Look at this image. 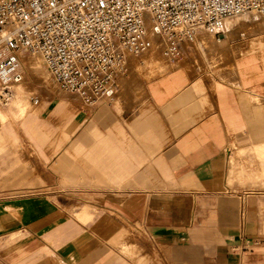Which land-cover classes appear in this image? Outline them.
I'll return each instance as SVG.
<instances>
[{"label": "crops", "instance_id": "0c3cea01", "mask_svg": "<svg viewBox=\"0 0 264 264\" xmlns=\"http://www.w3.org/2000/svg\"><path fill=\"white\" fill-rule=\"evenodd\" d=\"M234 65L231 84L181 59L75 116L62 99L53 113L75 137L60 152L61 180L108 185L6 194L0 264H264V64ZM128 225L146 243L125 237Z\"/></svg>", "mask_w": 264, "mask_h": 264}, {"label": "built area", "instance_id": "2783aa9c", "mask_svg": "<svg viewBox=\"0 0 264 264\" xmlns=\"http://www.w3.org/2000/svg\"><path fill=\"white\" fill-rule=\"evenodd\" d=\"M251 11L264 14V0H0V108L24 78L23 58H39L60 90L95 106L154 37L174 60L198 28L220 38L223 20Z\"/></svg>", "mask_w": 264, "mask_h": 264}, {"label": "rangeland", "instance_id": "374dc122", "mask_svg": "<svg viewBox=\"0 0 264 264\" xmlns=\"http://www.w3.org/2000/svg\"><path fill=\"white\" fill-rule=\"evenodd\" d=\"M253 15L260 18H255L256 21L250 20ZM224 38L223 42H218ZM185 46L189 50L186 52L187 54L184 53L177 59L169 60L163 56L164 44L162 40L158 39L154 41V48L150 52L128 57L130 69L127 75L129 78L126 79L128 76L119 77L116 81V91L126 81L134 80L149 84L161 78L163 74L175 70L174 66L181 59L196 64L198 67L201 66L200 68L205 74L212 72L213 77H219L216 76V71L225 76L231 74L233 78H220L227 83H234L236 77L239 76L234 65V58H239V62L248 64L246 67H252V64L258 62L264 64V14L248 12L229 19L225 22V29L220 38H214L202 31L197 37V46L195 43H185ZM222 54V58L218 60ZM22 62H24L25 70L23 83L12 88L14 96L10 105L0 110V114L3 115V122H0V199L6 197V194L12 196L44 192L57 194L60 191H75L79 186L93 189L97 186L108 185L92 180H61L60 152L63 146L74 139L75 134L68 133L71 130V128L68 129L71 122H68L62 114L53 113L54 108L62 99L67 101L68 108L73 111L71 113L73 116L83 114L82 110L89 108L76 95L60 90L47 72V75L38 76L30 72L28 65L34 63L39 67L41 65L44 69L40 60L28 57L23 58ZM259 81L263 86L264 80ZM261 89L260 93L264 95V88ZM33 98L38 99L36 105L33 104ZM28 110L29 113L22 116ZM33 111H37L34 112L36 114ZM30 115L31 117L35 115V118L28 121ZM83 122L84 119L81 118L78 126H81ZM69 151H65L66 157L69 159L77 162L81 158L79 153L75 156L68 155ZM86 156L89 155L86 154ZM48 172L58 180L47 181ZM18 181L20 183H16ZM70 200L71 198L64 200L58 198L60 204L68 203ZM136 227L138 230L128 225V231L123 230L124 236L132 237L134 242H137L135 237H138L144 239V243H146V234L138 225ZM160 250H162L161 247ZM151 251L155 253L154 249ZM162 253H164L163 250ZM140 255L133 256L134 261H139ZM164 255L168 257L167 254Z\"/></svg>", "mask_w": 264, "mask_h": 264}, {"label": "bare ground", "instance_id": "6f19581e", "mask_svg": "<svg viewBox=\"0 0 264 264\" xmlns=\"http://www.w3.org/2000/svg\"><path fill=\"white\" fill-rule=\"evenodd\" d=\"M251 12H253V11H251ZM248 13V12H247ZM244 14H246V13H244ZM252 14V13H251ZM241 15H243V14H241ZM241 15H237V16H234V17H230V18H227V19H225V20H223L222 21V26H221V34L223 33V31H224V29H225V22L227 21V20H229V19H232V18H235V17H238V16H241ZM251 17V16H250ZM255 18H260V17H258V16H256V15H253L251 18H250V20H253V21H256V19ZM248 20H249V18H248ZM258 20V19H257ZM260 24L262 25V21L260 20ZM231 25V24H230ZM202 31H205V32H207L204 28H198V31H197V37H198V35L202 32ZM158 39H160L159 37H154V41H156V40H158ZM161 40V39H160ZM225 40V38L224 39H220L218 42H223ZM258 43V42H257ZM156 46V44L154 45V47ZM154 47H152L148 52H150ZM148 52H146V53H148ZM146 53H144V54H146ZM150 56V55H149ZM35 59H38V60H40L39 58H35ZM38 62V61H37ZM40 62H41V60H40ZM24 63V62H23ZM30 63V62H29ZM34 63V62H33ZM42 63V62H41ZM151 68V67H150ZM152 68H153V66H152ZM28 69L30 70V72H32V73H34L36 76H38V75H45L46 74V71L42 68V66L40 65V67L39 66H37V64L36 63H34V64H30V65H28ZM155 70V69H154ZM145 71V70H144ZM154 72V71H153ZM152 73V72H151ZM48 74V73H47ZM46 74V75H47ZM154 74V73H153ZM24 79V78H23ZM23 79H22V81L20 82V83H18V84H15L14 86H17V85H19L20 86V84H22L23 83ZM13 86V87H14ZM18 90H20V89H18ZM18 92V91H17ZM13 96H14V91H12V98H11V100H10V102L8 103V105L7 106H9L10 105V103H11V101H12V99H13ZM38 103V102H37ZM34 104V103H33ZM34 105H36V104H34ZM6 106V107H7ZM19 106H20V104H19ZM0 110H1V108H0ZM0 122H3V115L2 114H0Z\"/></svg>", "mask_w": 264, "mask_h": 264}]
</instances>
